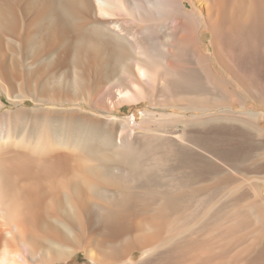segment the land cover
Masks as SVG:
<instances>
[{
	"label": "bare ground",
	"instance_id": "bare-ground-1",
	"mask_svg": "<svg viewBox=\"0 0 264 264\" xmlns=\"http://www.w3.org/2000/svg\"><path fill=\"white\" fill-rule=\"evenodd\" d=\"M5 41L41 79L0 121V248L26 249L0 264H264V127L246 101L264 99V0H0ZM144 100L140 120L113 112Z\"/></svg>",
	"mask_w": 264,
	"mask_h": 264
},
{
	"label": "rangeland",
	"instance_id": "rangeland-1",
	"mask_svg": "<svg viewBox=\"0 0 264 264\" xmlns=\"http://www.w3.org/2000/svg\"><path fill=\"white\" fill-rule=\"evenodd\" d=\"M198 31H197V37L202 39V46L204 49H206V50H204V52L206 54H209L211 52L209 49V48H211V44H210L211 34H210V32H208L204 28H200ZM161 33H163V32H161ZM160 39L161 40L166 39V37L164 38V33H163V35H160ZM211 66L214 67V64H211ZM259 70L263 71V68L262 69L260 68ZM215 72H214V74H215L214 77L215 78L217 77L216 79L218 81L224 79V76L220 73V71L215 70ZM125 78H126V75L122 74L116 80L117 82L115 84H107V85H109V86L122 85L123 87H127V85H124V79ZM40 79L41 78L39 76H36L33 79H31L27 73V70H26V63H24L22 61H14L13 58L9 57V51H8L6 41L4 42L3 46L0 45V94H1L2 101H3V106L0 107V121L2 119L1 118L2 115H4V114L6 116H8L11 112L17 110L18 108L34 106L32 99L36 98L40 95L39 94L40 86L37 82V80H40ZM158 87H160V86H158ZM225 87L231 93H234V94L236 92H239L243 88V86H236L234 83L228 84ZM158 89L155 90L156 93L158 92ZM92 98L93 97H90V99L88 98V100L92 101ZM57 99H63L62 94L58 95ZM17 100L22 101V102L24 101V102L16 104L15 101H17ZM246 101L248 103V105H247L248 109L254 108L257 111L262 112L261 113V116H262L261 122H262V126L264 127V115H263L264 114V102H263L264 99H262L261 102H257L254 100V97L252 96V97H249ZM228 103L231 106L232 105L236 106V103L234 102L233 99L227 100L225 104L229 105ZM148 105H149L148 100H144L140 104H122V105H120L121 107L120 106L116 107L117 109L113 112L118 117H129L130 115H132L135 112L137 114V118L140 120L142 117L141 110L143 108H145V106H148ZM164 105L165 104L158 105V107L161 108ZM239 106L240 107L242 106L241 102H240V104L237 105V107H239ZM94 111L98 112L100 110H94ZM260 137L263 138L262 136H260ZM257 153H258L257 150L252 151L253 156L256 155ZM259 189H261V186L259 187ZM262 218H264V217H262ZM259 220L261 221L260 226L262 225V223L264 224L263 219H259ZM257 223H258V220H256V224H255L256 228L259 225ZM16 247H18V246L13 245V246H11V248H9V251H8V250L4 249L5 246L4 247L1 246L0 252H2V254L8 253L9 255L18 252L17 254H19L20 256L26 253L25 248H21V247L16 248ZM234 251H236V250H234ZM252 256L250 255V257H252ZM247 258H248V256H245L243 258L244 261L242 260L243 262L241 261L240 263L237 262V264H251L252 262H250V260H248ZM15 262H17L18 264H92V261L88 258L86 252L83 250L76 251L73 254V256L71 257V259L66 260V261H57V262H53V263H39V262L36 263V262L30 261V260L28 262H23L20 258V259H16ZM234 264H236V263H234Z\"/></svg>",
	"mask_w": 264,
	"mask_h": 264
}]
</instances>
